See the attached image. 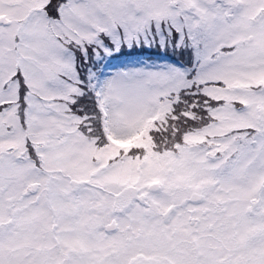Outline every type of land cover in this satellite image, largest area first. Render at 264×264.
<instances>
[{"label": "snow or ice", "instance_id": "snow-or-ice-1", "mask_svg": "<svg viewBox=\"0 0 264 264\" xmlns=\"http://www.w3.org/2000/svg\"><path fill=\"white\" fill-rule=\"evenodd\" d=\"M0 264H264V0H0Z\"/></svg>", "mask_w": 264, "mask_h": 264}]
</instances>
